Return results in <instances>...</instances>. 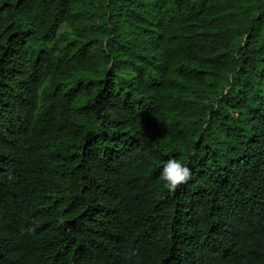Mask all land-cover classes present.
<instances>
[{"label": "trees", "instance_id": "1", "mask_svg": "<svg viewBox=\"0 0 264 264\" xmlns=\"http://www.w3.org/2000/svg\"><path fill=\"white\" fill-rule=\"evenodd\" d=\"M0 264H264V0H0Z\"/></svg>", "mask_w": 264, "mask_h": 264}, {"label": "clouds", "instance_id": "2", "mask_svg": "<svg viewBox=\"0 0 264 264\" xmlns=\"http://www.w3.org/2000/svg\"><path fill=\"white\" fill-rule=\"evenodd\" d=\"M191 170L187 163L175 157H169L160 168V179L164 182L163 187L169 192H174L177 187L190 178Z\"/></svg>", "mask_w": 264, "mask_h": 264}]
</instances>
